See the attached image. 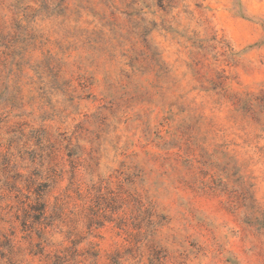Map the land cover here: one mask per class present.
<instances>
[{
  "label": "clouds",
  "instance_id": "9594fccd",
  "mask_svg": "<svg viewBox=\"0 0 264 264\" xmlns=\"http://www.w3.org/2000/svg\"><path fill=\"white\" fill-rule=\"evenodd\" d=\"M0 264H264V0H0Z\"/></svg>",
  "mask_w": 264,
  "mask_h": 264
}]
</instances>
